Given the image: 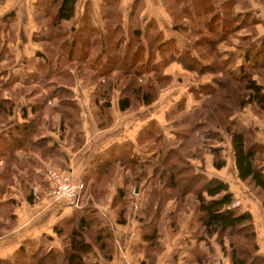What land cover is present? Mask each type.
Returning <instances> with one entry per match:
<instances>
[{"label":"crops","instance_id":"1","mask_svg":"<svg viewBox=\"0 0 264 264\" xmlns=\"http://www.w3.org/2000/svg\"><path fill=\"white\" fill-rule=\"evenodd\" d=\"M61 3L0 0V260L14 261L21 247L27 255L63 249L56 224L92 206L112 229L115 249L108 260L95 245L88 264H232L201 224L193 191L183 203L153 193L163 185L154 167L172 147L196 171L228 181L241 210L263 212L261 194L239 177L229 136L186 145L189 116L222 71L167 58L190 51L210 62L201 38L213 36L216 24L223 30L217 52L238 75L248 49L264 39V0H76L74 16L59 19ZM228 19L235 27L224 25ZM135 75L144 77L140 96L129 84ZM128 95L133 102L123 109ZM241 115L264 143V118ZM48 161L85 181L90 195L82 206L49 194ZM153 229L154 245L145 237ZM257 233L264 253V229Z\"/></svg>","mask_w":264,"mask_h":264},{"label":"trees","instance_id":"2","mask_svg":"<svg viewBox=\"0 0 264 264\" xmlns=\"http://www.w3.org/2000/svg\"><path fill=\"white\" fill-rule=\"evenodd\" d=\"M75 3L76 0H62L58 9V18L73 17ZM225 22V26L231 24L230 19ZM233 27L235 26L232 25ZM216 29V24L215 26L210 25L208 31L215 32ZM221 37H223V30L219 31L218 28L213 36L204 35L201 38V44L206 41L203 43L206 50L209 53L214 52V61L202 63L201 60L192 58L190 51H183L179 56L174 54L167 58V61L178 59L188 68H198L201 71H222L214 78L217 86L203 99L199 109L197 108V111L201 109L200 113L192 112L189 116V121L193 120V116L195 120L190 123L188 131L190 133L185 135V138L191 141L186 142V145L189 148L193 146L192 140L196 143L202 140L210 144L229 136L239 177L259 189L264 209V164H260L258 158V154L264 151V143L258 139L257 127L250 123L245 124L241 119L243 107L250 103L256 108L264 109V39L258 45L248 49L246 62L240 66V73L237 75L232 70L226 69L217 52L218 40ZM209 41L210 46L207 44ZM139 52L140 50L134 52L133 56L136 58L134 61H138ZM134 66L138 69V66L135 64ZM256 74L262 75V82L258 80ZM138 78L139 76L135 75L129 84L135 85L132 92L140 96L142 85H137L140 81ZM153 94L152 87L151 90L144 91L145 99H149ZM132 102L131 96L128 95L121 98L120 106L124 109ZM210 122H215L216 125L208 126L206 131L205 129L200 130L201 126L209 125ZM221 148L222 146L212 148L215 152L217 167H222L226 163V158L220 156ZM154 174L160 178L163 185L154 188L153 193L166 198L177 197L182 203L186 193L190 191L195 193L197 198L195 209L201 224L205 226L209 235H217V241L224 252L230 256L232 264H264V254L260 252V245L257 241L254 216L250 210H241L240 207L233 205L235 196L228 181L196 171L190 161L186 160L178 149L172 147H168L162 160L157 162ZM120 219L125 221V218ZM55 230L64 240L63 249L49 248L42 253L36 250L27 255L25 248L21 247L14 261L1 259L0 264H48L47 259L54 256L57 258L52 264H88L85 256L94 250L95 245L99 246L106 259H112L114 255L113 231L102 223L92 206L85 207L83 214L74 212L71 216L59 221ZM158 236L156 229L145 234L153 245L158 243ZM60 253H62V259L59 257ZM173 264L178 263L173 262Z\"/></svg>","mask_w":264,"mask_h":264},{"label":"rangeland","instance_id":"3","mask_svg":"<svg viewBox=\"0 0 264 264\" xmlns=\"http://www.w3.org/2000/svg\"><path fill=\"white\" fill-rule=\"evenodd\" d=\"M230 25H233V23L231 22V24ZM217 28H219V31H221L222 29H221V27H219V26H217ZM213 42V41H212ZM210 42L208 43V45L210 46ZM200 51H201V53H203V56L206 58V59H208V60H212V61H214L215 60V54H214V52H211V53H209L207 50H206V47L204 46V45H201L200 46ZM233 61V60H232ZM233 63H234V61H233ZM263 71H264V68H263ZM256 77L259 79V80H263V78H262V75H260V74H256ZM143 79H144V77L143 76H141V78H140V80H141V82L143 81ZM165 82H166V80H164ZM138 84H140V83H138ZM143 84H145V83H143ZM134 86L135 85H132V89L134 88ZM200 107V106H199ZM199 107H198V109H199ZM201 110V109H200ZM200 110L199 111H197V108H196V110H194L193 112H197V114H198V112L200 113ZM252 110V111H251ZM242 111H244V112H247V114H249V115H251L252 116V113L253 112H256V113H258V115H260L262 118H264V109H259V108H256L254 105H252L251 103L250 104H248V105H246V106H244L243 107V110ZM248 115H245V119H247L248 120V117H247ZM244 119V120H245ZM194 120H195V116H193V120L191 119V122H194ZM212 124H215V122H213V123H211L210 122V124L209 125H206V126H201V128H200V130H204L205 129V131L208 129V126H211ZM216 125V124H215ZM176 130V129H175ZM226 138H224V140H225ZM189 142H191V141H189ZM188 142V143H189ZM199 142H203L202 140H199ZM192 143L194 144V146L195 145H197V143H196V141H193L192 140ZM259 155V162H260V164L262 163V164H264V151L263 152H261V153H259L258 154ZM48 164H51V165H53L60 173H62V174H65V173H68V174H70V175H72L71 173H69L68 171H66V170H64V169H62V168H59L58 166H56L53 162H50V161H48L47 162V164L46 165H48ZM166 170V169H165ZM46 174H47V169H46ZM47 176H48V174H47ZM72 177L74 178V176L72 175ZM49 178V177H48ZM50 179V178H49ZM74 180H77V181H83V180H78V179H75L74 178ZM84 182V184H85V194L87 195V196H89L90 194H89V192H88V189H87V185H86V183H85V181H83ZM38 186V187H37ZM35 188H37V190H38V192H39V194H40V189H41V184L40 183H35V185L33 186V193H34V197L36 198V200H39L40 199V195L39 196H36L35 195ZM56 189V183L55 182H53V181H51V184H50V187H49V194L53 197V195H54V190ZM251 189H252V191H253V193L254 194H256L258 197H260L259 195H260V192H259V189L258 188H256V187H254V186H251ZM254 222H255V226H256V230H257V227L259 228V230H262L263 231V229H264V209H263V212H261V214L258 216V217H254ZM90 232L93 234V231L92 230H90ZM94 235V234H93ZM94 237V236H93ZM92 237V238H93ZM257 241H258V244H261L260 243V241H261V239L259 240V238H258V233H257ZM44 251H46V250H43L42 252H44ZM41 252V253H42ZM261 252V251H260ZM262 253V252H261ZM264 254V253H263ZM60 256V259H62L61 257V255H62V253H60L59 254ZM58 257V258H59ZM55 258V259H54ZM56 258H57V256L55 257H53V258H50V259H47L48 260V264H52V262H54V260H56ZM57 260H59V259H57Z\"/></svg>","mask_w":264,"mask_h":264},{"label":"built area","instance_id":"4","mask_svg":"<svg viewBox=\"0 0 264 264\" xmlns=\"http://www.w3.org/2000/svg\"><path fill=\"white\" fill-rule=\"evenodd\" d=\"M47 174L51 181L56 183L53 198L56 200H65L75 206H82L86 201L85 184L83 181L74 180L72 175L60 173L53 165H46ZM38 187V186H37ZM35 195L39 196L37 188ZM240 204L239 200L233 202L234 206Z\"/></svg>","mask_w":264,"mask_h":264}]
</instances>
